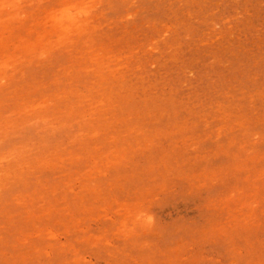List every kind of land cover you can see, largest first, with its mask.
Masks as SVG:
<instances>
[{"label": "rangeland", "instance_id": "374dc122", "mask_svg": "<svg viewBox=\"0 0 264 264\" xmlns=\"http://www.w3.org/2000/svg\"><path fill=\"white\" fill-rule=\"evenodd\" d=\"M0 264H264V0H0Z\"/></svg>", "mask_w": 264, "mask_h": 264}, {"label": "bare ground", "instance_id": "6f19581e", "mask_svg": "<svg viewBox=\"0 0 264 264\" xmlns=\"http://www.w3.org/2000/svg\"><path fill=\"white\" fill-rule=\"evenodd\" d=\"M12 165V164H11Z\"/></svg>", "mask_w": 264, "mask_h": 264}]
</instances>
